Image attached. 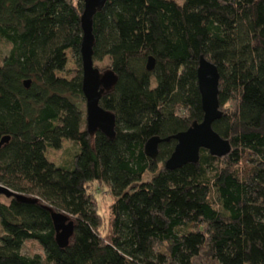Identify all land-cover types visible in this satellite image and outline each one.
<instances>
[{
    "label": "trees",
    "instance_id": "trees-1",
    "mask_svg": "<svg viewBox=\"0 0 264 264\" xmlns=\"http://www.w3.org/2000/svg\"><path fill=\"white\" fill-rule=\"evenodd\" d=\"M84 8L0 0V185L25 198L0 197V264H264V0H107L93 60L118 77L100 102L114 139L87 131ZM201 58L219 71L213 129L232 150L168 170L173 137L204 119ZM152 138L170 139L155 159ZM92 184L114 200L107 236ZM53 213L74 222L65 248ZM28 242L44 257L24 254Z\"/></svg>",
    "mask_w": 264,
    "mask_h": 264
},
{
    "label": "water",
    "instance_id": "water-1",
    "mask_svg": "<svg viewBox=\"0 0 264 264\" xmlns=\"http://www.w3.org/2000/svg\"><path fill=\"white\" fill-rule=\"evenodd\" d=\"M107 0H84L85 8L81 17L83 41L81 47L83 63V94L86 101L87 131L91 136L97 132L104 133L109 139L116 135V117L113 113L104 110L100 106L101 99L112 92L118 82V77L111 70L101 72L95 67L93 34L94 16L101 12ZM155 60L149 59L147 68L153 71ZM198 85L202 97L204 119L201 123H195L186 132L179 133L173 139L177 141L174 153L166 162L168 170H176L187 164H195L200 160L201 150H207L212 156L222 158L227 156L232 148L228 141L222 139L213 129V124L222 117L219 102L220 74L217 67L201 58L197 71ZM30 87V82L25 83ZM9 139H4L0 147ZM160 138H152L147 142L146 152L155 159L159 154V145L164 141ZM8 199L17 198L24 201L20 196L7 187L0 185V197ZM53 222L56 230V241L61 248L69 244L74 235V222L61 213H53Z\"/></svg>",
    "mask_w": 264,
    "mask_h": 264
},
{
    "label": "rangeland",
    "instance_id": "rangeland-1",
    "mask_svg": "<svg viewBox=\"0 0 264 264\" xmlns=\"http://www.w3.org/2000/svg\"><path fill=\"white\" fill-rule=\"evenodd\" d=\"M174 1H176L178 3H182V0H174ZM67 59L69 62L67 69L71 72V76H69V77L72 78L75 74L76 69H77L76 65H75V60H74L72 51L67 53ZM95 67L101 71V69L103 67H105V65L97 64V65H95ZM101 72L103 73V71H101ZM104 72H106V71H104ZM85 109H86V105H85ZM65 148L66 149L63 152H50L49 153L50 159L55 163H59L64 158V155L67 154V152H69L71 150V148H73V147L70 144H66ZM89 191L94 196L95 202L97 204L98 212L103 217V219H102L103 225L101 228L102 234H103V236H107L109 234V223H110V219H111L110 207H111L114 200L112 198V195L110 194L109 189L102 184H94V185L92 184L89 187ZM1 201H4V199H2ZM23 253L28 255V256H34V255L39 254V255L44 257L43 248L39 244L34 243V242L26 243L24 250H23Z\"/></svg>",
    "mask_w": 264,
    "mask_h": 264
}]
</instances>
